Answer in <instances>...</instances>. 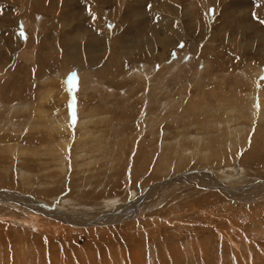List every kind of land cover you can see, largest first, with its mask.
<instances>
[{
  "label": "rangeland",
  "instance_id": "obj_1",
  "mask_svg": "<svg viewBox=\"0 0 264 264\" xmlns=\"http://www.w3.org/2000/svg\"><path fill=\"white\" fill-rule=\"evenodd\" d=\"M262 50L264 0H0V264H264Z\"/></svg>",
  "mask_w": 264,
  "mask_h": 264
},
{
  "label": "bare ground",
  "instance_id": "obj_2",
  "mask_svg": "<svg viewBox=\"0 0 264 264\" xmlns=\"http://www.w3.org/2000/svg\"><path fill=\"white\" fill-rule=\"evenodd\" d=\"M262 51H263L262 53H264V50H262ZM121 55H122L123 57H125L127 54H126L125 51H124V52H121ZM123 57H122V58H123ZM261 112H262V111H261ZM66 128H67V127H66L64 124H62V128H61V129H66ZM233 144H235V143H233ZM223 150H224V149H223ZM216 152H217V151H216ZM103 166H105V165H103ZM108 166H109V165H108ZM110 169H111V168H110ZM108 171H109V170H108ZM92 174H93V173H92ZM94 176H95V175H94ZM89 177H90V176H89ZM84 178H86V177H84ZM89 179H90V178H89ZM113 181H114V180H113ZM118 181H119V180H118ZM118 181H117V182H118ZM147 181H149V180H146V181H144V182H147ZM6 185H7V184H6ZM99 185H100V184H99ZM116 186H117V185H116ZM93 188H94V187H93ZM0 196H1V195H0ZM18 199H19V198H18ZM18 199H17V201H19ZM105 199H106V198H105ZM3 200H4V199H3ZM20 202H21L24 206L27 205V206L29 207L30 205H32L30 211H33V210L36 211V209H35L36 206L40 207V204H36V205H35V204H32L33 202L31 203V201H27V200H24V199H21ZM95 204H96V203H95ZM34 205H35V207H34ZM130 209H131V210H134V209H135V206H132ZM130 209H129V211H130ZM119 211H121V210H119ZM121 212H122V211H121ZM121 212H120V214H121ZM66 220H67V218H66ZM68 221H70L71 223L73 222V224H74L75 222H77L75 219H71V218L68 219ZM104 221H105V219H104ZM69 258H70V257H69ZM71 260H72V259H71Z\"/></svg>",
  "mask_w": 264,
  "mask_h": 264
},
{
  "label": "snow or ice",
  "instance_id": "obj_3",
  "mask_svg": "<svg viewBox=\"0 0 264 264\" xmlns=\"http://www.w3.org/2000/svg\"><path fill=\"white\" fill-rule=\"evenodd\" d=\"M73 121L75 122V116H73Z\"/></svg>",
  "mask_w": 264,
  "mask_h": 264
}]
</instances>
